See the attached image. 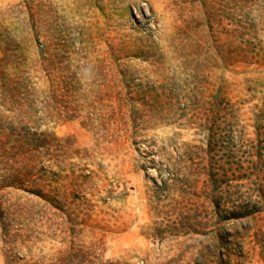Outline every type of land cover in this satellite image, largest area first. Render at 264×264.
I'll list each match as a JSON object with an SVG mask.
<instances>
[{
	"label": "rangeland",
	"instance_id": "rangeland-1",
	"mask_svg": "<svg viewBox=\"0 0 264 264\" xmlns=\"http://www.w3.org/2000/svg\"><path fill=\"white\" fill-rule=\"evenodd\" d=\"M0 264H264V0H0Z\"/></svg>",
	"mask_w": 264,
	"mask_h": 264
},
{
	"label": "trees",
	"instance_id": "trees-1",
	"mask_svg": "<svg viewBox=\"0 0 264 264\" xmlns=\"http://www.w3.org/2000/svg\"><path fill=\"white\" fill-rule=\"evenodd\" d=\"M11 82V81H10Z\"/></svg>",
	"mask_w": 264,
	"mask_h": 264
}]
</instances>
